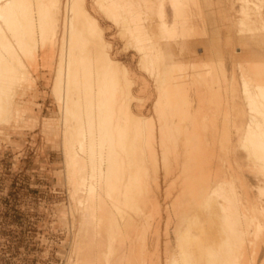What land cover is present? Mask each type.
<instances>
[{"label":"bare ground","instance_id":"obj_1","mask_svg":"<svg viewBox=\"0 0 264 264\" xmlns=\"http://www.w3.org/2000/svg\"><path fill=\"white\" fill-rule=\"evenodd\" d=\"M95 1L105 14V18L110 22L112 21L113 24L122 27V30H124L123 33L127 34V44L141 54L139 64H141V68H144L147 74L153 78L156 93L158 91V96L153 103L154 110L157 114L163 104L162 102H166V100L162 101L163 96H165V99H168L166 96H169L170 93H175L173 89L176 87L174 82L176 78L174 79L175 73L173 70L178 69L176 71L179 72L180 66V64L176 66L175 64H173L174 66L171 64L172 67H170V69L162 65L164 61V63L169 62H166L167 60L163 61L162 59L164 58L163 56H165L164 51L166 48L164 49V47H170L169 45L173 44L172 42L177 44L178 48H180V44H189V42H186L187 40L184 41V39H180L182 35L179 37V32L182 29L186 30L187 28H185V25L188 23L189 26V22H192L195 26L201 24L199 28L202 30V24L206 21L205 18L208 20L207 22L213 24L216 35L208 38L205 37L204 40L209 45L206 52L212 54L211 52L215 50L214 55L209 57L211 59L210 62L201 61L203 57L209 55L208 53L202 58L199 57V55L195 58L196 60H200L201 64L207 65L206 75L210 78L209 81L213 82V80L218 79L217 81H219L221 79L224 85V89L221 87L223 91H228L231 93V96L236 92L235 96L239 98V101H236L241 105V109H243L242 112L247 114H245L246 116L243 115L244 118H247L244 119L245 123L242 122V125L241 123L238 125L243 116L240 115L241 118L239 120L236 118L238 120L237 122L235 117L239 115V113L237 115V109L239 108H236L237 111L233 114L234 119H231V122L232 124L234 123L233 125L237 123L236 125L238 126L235 125L233 130H231V126H233L231 125L229 130L232 132H228L227 135L222 134V136L225 135L226 138L219 136L222 140L217 139V141L214 139V135H212L213 140L210 141V146L207 147L208 144H204L205 147L209 148V150L207 149L208 151L205 150L203 146H200V144L204 142L202 140L203 138H201V143V140L199 142L195 140V143H200V149L203 147V151L205 150L207 154L209 153L207 156L208 159H211H209V163L203 162L205 159L200 160L196 159L197 157H192L193 155L191 157L190 155L188 156V153L191 154L192 149L189 148V141L184 143L182 149H178V143L175 141H159L160 154L163 161L169 157L171 152H180V155H176L177 160L175 159L176 162H174L177 163L176 165L181 171L177 176V181L175 183L176 188L171 192H166L164 197L168 204L178 207L176 215L179 221V225L175 232L177 253H172L169 256L168 264H264V0H208V2L211 1L212 3H209L210 8L208 7L209 9L205 15L206 17L201 16L202 14L200 13L201 15H197L201 17H194V19H191L193 16H189L191 14L188 13V10L185 11L190 4H193L191 0ZM208 2L203 3L208 4ZM197 5L199 6L201 4L199 3ZM190 7L192 6L190 5ZM201 7H203V5ZM204 8H207V5ZM154 10L156 11L154 12L157 16L156 19L152 18ZM191 10H193V8ZM191 10L190 13H192ZM186 12L188 14H185ZM190 29L194 33L190 31L192 33L191 35L187 30L189 32L188 35L194 36L193 34H195L196 36L195 30L189 27V30ZM203 33L202 35H206L205 31ZM185 35L183 36L185 37ZM124 37L126 38V35H124ZM187 38L186 35V39ZM201 39H196L190 43H192L194 47H197L198 45H202L204 40ZM56 41L59 42L61 50L60 56L63 57L64 64L63 71H61V68L59 69V73H57L58 75L56 74L57 77L55 78L52 91L55 93V96L58 95V108L61 110L63 117L65 116L66 118L69 115L73 118L69 126L65 127L62 123V142L68 139L65 137L66 133H69L71 137L68 139L71 140L70 143L68 142V145L66 144L68 140L63 144L62 161L64 162L63 164L69 166L68 169L71 168L70 170L67 169V172H70V178L68 177L70 184L75 185L76 189L80 188L81 192L84 190V196L79 195L81 198L79 197L80 199L78 200V203L82 204V220H85L86 223L89 222L96 225L97 220H102L105 217V214H102L106 211L102 209L103 212L101 214L99 213L100 210L97 212L98 208L103 206V204L105 205V203L108 202L106 197L113 196V193L116 192L115 197H118L117 194L121 195V188L119 190L116 185L122 183L123 179L121 178H126L124 177L125 174L119 173L123 175V177L120 178V182H115L116 178L117 180L119 178L115 175L121 172V168H123L121 155L124 154L122 153L120 155L117 148H121L125 145L126 142L124 139L127 137V139L130 140L131 138H140V140H146V147L150 150L148 154L155 158L157 154H155L156 150H154L153 147L155 142H152L156 136L157 128L155 129L153 126L151 116L140 117L134 115L129 107V103L124 100L125 97L123 101L120 100L121 102L125 101L126 103H123L125 105L117 102V107L124 106L125 111H123L124 113L122 112V114H125V123H128L126 122L127 117L128 119H130L131 116L132 118L134 117L132 123L135 122L133 123V125H135L132 126L134 127L135 133L132 134L133 136L131 135L132 137L128 136V130H126L127 126L125 127V125L121 123H117L112 127L114 124H112V118H114L113 108L116 103L115 98H118L115 97L116 91L121 89L120 84L122 83H120V81L117 82L116 78L118 77H116V75L118 71L120 73L119 78L124 74L122 78H125L124 80H126L127 85V83L129 84L128 69L125 65L110 56V44L105 40L104 32L99 22L87 10L85 0H0V127L8 125L15 120H19L24 115L27 102L24 103L20 99L23 97V95L20 94L21 90L22 93H25V91L23 92V83L28 82L30 85L33 84L35 79L30 72V68H33L32 63L36 66V64H38H35L37 58H46L49 54L47 48H54V44L56 46L58 43H55ZM178 42L180 44H178ZM182 46L181 52L184 50ZM174 47L168 49L169 52H172V50L174 52ZM59 61H61V59ZM158 62H161L160 64L163 67H161ZM196 63H198V61ZM35 66L34 68L37 67ZM199 68L200 67H198V69ZM182 69L183 68H181V70ZM234 72L237 73L238 76H236V74L234 75ZM208 77L205 78L208 79ZM199 78L201 79V76H199ZM199 78L193 82V85L197 83L196 85L201 88L203 85L200 86V82L198 81ZM171 83L175 84L174 88L171 87L173 93L169 89L170 92H167L168 94L165 95L164 92L166 87ZM130 87L131 85L126 87L127 90L123 87L126 92L122 94L124 96L126 95V97L133 98L134 95H132ZM168 88H170V86ZM122 89L121 91H123ZM176 89H178V87ZM216 90L217 92L219 91L217 88ZM225 91L222 93L225 94ZM211 92H213V90H211ZM119 93L120 92H118L117 95L122 97V95H120L121 93ZM214 93L216 92H213L215 97L216 94ZM16 94L22 96L19 97V99L24 104H20L21 101L16 100V97H18ZM224 96L222 97L224 98ZM228 96L232 100L230 95ZM121 97H119V99ZM220 98L221 96L217 99ZM229 98L227 99L228 101ZM221 100L223 99L221 98ZM221 100H218V104L222 103L219 102ZM224 101L226 100L224 99ZM175 102L171 103L170 100L172 105ZM235 102L233 101V103ZM237 102L234 106H238ZM167 103H169V100L166 104ZM223 103L226 104V102ZM229 104H227V106ZM163 105L165 106V104ZM178 106H180V104ZM117 107L116 109H119V107ZM122 108L123 107L120 109ZM170 110L172 109L170 108ZM173 111L176 110L174 109L172 112ZM209 112L211 114V111L208 110V113ZM118 115H120V113ZM226 115L222 117L224 118L223 122L221 121L222 119L220 120L223 124L226 121L225 118H227L229 114ZM116 116L114 120L117 118ZM162 117L161 115V118ZM211 117H213V114ZM120 118H118L117 121ZM158 118H160V116H158ZM178 120L179 119H177V121ZM215 120L216 119H213L214 122H216ZM233 120H235L236 123ZM68 121L67 119L65 122L68 123ZM228 122L230 121L228 120ZM226 123L224 125L220 124L221 127L219 129H222V126L226 127ZM196 124L193 125L197 126ZM160 125L164 127V125ZM160 125L159 128H161ZM129 126H131V124ZM181 126L182 125H180V127ZM110 128H113V130H110ZM163 129H165V127ZM215 129H218V127L209 130H213L214 132ZM161 130L162 129L158 130L160 138L163 136ZM217 131L219 130H216V132ZM224 131L226 130H223L222 133H225ZM193 133L195 135L196 131ZM204 133L206 136L207 133ZM210 133L208 132V134ZM130 140H126L130 143L128 146L131 144H136V146L140 144L136 143L137 141L133 143V140L129 142ZM142 148L143 147H141V149ZM141 149L140 153L143 155L144 152L143 149ZM133 154H135V152H133ZM166 163L169 162L166 160L165 164ZM106 167L110 168L107 169L111 175L110 177L113 176L111 179L113 181H111L109 177V179L106 177V175L109 174L108 172L105 173ZM95 170H98V178H94L95 181H93L94 179L92 176ZM128 179L130 180V178ZM135 181L137 182V180ZM122 184L123 185L118 186H124V189H129L131 187L125 188V185L129 186L127 181L125 184ZM136 184L134 186H136ZM140 184L141 183H139V186L143 189L142 185L144 183L142 185ZM81 186L82 188L84 187L83 190H81ZM107 187L108 190L106 189ZM148 187V202L150 201V204H158L154 191ZM115 188H117V191ZM124 191L126 193L127 190ZM130 192V194L123 193L125 197L123 205L125 204L128 208L133 206L130 205L129 202L131 200L130 198H134L135 189ZM132 192H134L133 195ZM137 193H140V190ZM73 195L72 193L71 196ZM126 195H130L129 198H127ZM142 195H140L141 199L143 198ZM115 197H111L112 200L109 198L111 200L110 203L117 200L113 199ZM140 197H138V199H140ZM118 198L120 199H118L115 204H111L116 210L120 208L118 206L121 203L118 204L119 200H121V196ZM138 199L136 198L135 202H137ZM135 202L132 203L134 204ZM106 204L109 205L108 203ZM109 207L110 206H107L108 209ZM118 214H120L122 220L129 216L128 213L122 215V213L119 212ZM106 215L104 219L108 220L110 218L112 220L113 217L117 216L116 214H112L111 217L110 213ZM125 223L127 224V222ZM216 236L219 239L217 238L218 240L216 241L215 239V241H219V244L215 243V241L213 242L214 238L212 237ZM229 240L231 242H229ZM108 247L110 248V246ZM224 247H228L226 248L227 250H225ZM229 248H231V251ZM197 249L198 251H203V253H196Z\"/></svg>","mask_w":264,"mask_h":264},{"label":"rangeland","instance_id":"obj_2","mask_svg":"<svg viewBox=\"0 0 264 264\" xmlns=\"http://www.w3.org/2000/svg\"><path fill=\"white\" fill-rule=\"evenodd\" d=\"M187 1H190V0H187ZM192 2L194 5L190 4L192 6L190 7V5L188 4L190 8L188 7L185 10V11L188 10V13L191 14L189 16H193L191 17V19H194V17L196 18L198 16L206 17L205 15L207 14V10L210 8L209 3L211 1L208 2V0L206 1L205 0H191V3ZM201 2L202 3L208 2V4H204V3L202 4ZM199 3L201 5L198 6L197 4ZM85 5H86L87 10L99 22L100 26L103 29L104 38L110 44L109 45L110 56L113 59L118 60L121 64L127 67L128 79H129L128 80L129 84L127 83V85L128 86L131 85L130 88L132 91V95H134L133 96L134 99L131 97H126V95L125 96L123 95L124 92H126L127 90L126 87L128 86L126 85V80H124L125 78L124 79L122 78L124 77L123 76L124 74L121 75V78H119L120 73L118 71L117 72L118 74L117 73H116L117 75L115 74L116 77L118 78L116 77L115 78L117 79V82L118 81H120V83L122 82L121 84L118 83L120 84L121 89L124 87L126 90L123 88L122 89L123 91H121L119 87L120 90L118 89L119 91H116L115 97H118V98H115L116 103L114 105L115 107L113 108L114 109L113 117L115 118V116L117 115L116 116L117 118L115 120L114 118H112V124L114 123L112 127L117 123H121L125 125V127L127 126L126 130H128L127 132L128 136L132 137L133 136L132 134L135 133L134 127H133L135 125V124L133 125V123L135 122L132 123V120H134V117L132 118L131 116L132 119L131 118L128 119L127 117L128 121L126 119V122L128 123H125V114H122V112L125 111L124 106H121L123 107L122 109H120L121 107L118 106L120 110L116 109L119 102L122 103V105H125L123 103H126V102L129 103V107L132 113L136 116H140V117L141 116L142 117L151 116V120L153 121V126L155 127V129L157 128L156 136L152 142V143L155 142V145H156L155 146L153 144L154 150H156L155 154L157 153L156 154L157 158L156 156L154 158V156L152 157L150 156V154H148L150 153V150L148 147H146L147 146L145 144L146 140L145 141L140 140V138H136V139L131 138L130 140V139H127L128 137L125 138L124 141L126 143L125 145L122 146L123 148L122 147L121 148L118 147L119 149L117 148V151L120 152V155L124 153L121 155L122 157L121 162L123 164L122 167L124 168V170L123 168H121L122 169L121 172H118V174L115 175L119 177L118 180L115 177L116 178L115 182L117 181L116 183H118L120 182L121 179H123L124 181L122 180V183L125 184L127 181V184L129 185V186L125 185V188H129L130 186L131 187L129 189H124V186L122 187L118 186V185H123L122 183L121 184L118 183L116 185L119 190L121 188V192H120L121 195L117 194V196L118 197L121 196V200H123V201L119 200L118 202V204L121 202L119 206L117 205L118 207H120L119 209L116 210L114 207L111 206V204H115L116 201L120 199L118 197H115V193H116L115 190L117 189L115 188L114 190L115 193H113L112 195L115 197L113 199L114 200L117 199V200L113 203H110L112 200L111 197L113 196L111 197L108 196L109 198H111L110 200L108 197H106L108 201L106 203H108L109 205H107L104 202L106 206L102 203L104 207L100 206V208H98L97 210V212L100 210L101 212L99 211V213L101 214L104 210H106L107 212L109 211L108 213L104 211V213L102 214V215L105 214L104 218H106L107 216L106 214H109V213L111 214V217H112V214H116L118 217L116 215H113L116 217H113L112 220L111 218L109 220L104 219V218L102 220L99 219L97 220L96 225H93L89 222L86 223L85 220H82V217H81L83 213V210L81 209L82 204L81 203L79 204L78 200L81 198L80 196H84L83 194L84 187L82 188L81 186V190H83L81 192L80 188L76 189L75 185L70 184L69 179H68L70 172L69 173L67 172V169L69 168V166L67 165L68 166L67 167L66 164H63L64 162L62 161L63 144L69 138H71L69 133H66L67 136L65 134V137L68 139L64 138L66 140H64L65 142H62L63 141L62 123H63V126L65 125V127L69 126L70 122L73 121V118L69 115H68L69 117L67 116L68 118L67 117L65 118V116L63 117L61 110L58 108V105H59L57 102L58 95L56 94L57 96H55V93H53L52 91L55 78L57 77L56 74L59 73V69L61 68H62L61 71H63V64H64V59L63 57L60 56L61 50H60L59 42L56 41L55 43L57 42L58 43L56 44V46L54 44V48L52 47L47 48L49 51V54H48L49 57L47 56L44 59L37 58L35 62V64L38 63L36 64L37 67L32 63L33 68L32 67L30 68V72L32 73V77L35 79L33 84L30 85L28 82H24L23 83L24 85L23 84L22 85L24 87L23 92L25 91V93H22V90H21V93L19 91V93L22 94L23 97L18 95L19 93L16 94L18 96L16 97V100L19 101L21 99L24 103L27 102V108L25 109L24 115L22 116L21 119L15 120L14 122L9 123L8 125H4L0 127V264H168L169 256L172 253H177L175 232L179 225V221L176 215L178 207H176V205L168 204L167 200H165L164 197H165L166 192H171L173 191V189L175 190L176 188L175 183L177 181V176L180 174L181 171L176 165L177 163H174V162H176L177 160L176 155L178 154L180 155V152L179 153H177L178 151L177 152L175 151L176 153L174 151L171 152L169 157L166 159L167 162L169 163L165 164L166 160L163 161L161 154H160L159 141L161 140L165 142L175 141L178 143V149H182L184 143L189 141L188 142L189 148L190 149L192 148V149H191V154L188 153V156L190 155L191 157L193 155L192 157L194 158L197 157L196 159H200V160L205 159L203 162L209 163L211 159L210 158H209L210 160L208 159L207 156L209 153L207 154L205 150L207 149L209 150V148L207 147L210 146L209 143L211 140H213L212 135H214L215 140L217 139L222 140V138L219 136H222V134L227 135L228 132L233 130V127L237 123L235 122V120H233L236 123L235 125H233L234 123L232 124L231 119H234L233 114H235L237 110H238L237 115L239 113L238 115L239 118L236 115L237 117H235V119L237 118L239 120L241 118L240 115L242 116L247 115L245 112H242L243 109H241L242 108L241 105H239V102H237L239 101V98L235 96L236 92L235 94L232 95L234 97L231 96V93L225 90H224L225 94H223L224 85L221 82L222 80L221 79L219 80L221 83L217 81L218 79L213 80V82L209 81L210 78L206 75V71L208 67L207 65L205 66V64L200 63L201 61L210 62L211 59L209 57L210 56L212 57V55H214V52H215V50L211 52L212 54H210V52H206L208 50L209 45L208 43L205 42L204 40L205 37L208 38L210 36L216 35L213 24L210 22H207L208 20L206 18H205L206 23L204 22L205 25L202 24L203 30L205 31L206 35H202L204 31L199 28L201 24H199L198 26H195L193 25L192 22H189V26H188V23L187 25H185V28L187 29L186 30L182 29L179 32L180 34L178 33L179 37L180 35H182V38L180 37V39L181 40L184 39V41L187 40L186 42H189V44H185V45L182 44L185 46L184 47L178 42V44H180V46L178 45L180 48H178L177 44L172 42L173 44L169 45L170 47H164V49L166 48V50L164 51L165 56L163 57L166 59L164 58L162 59L163 61L167 60L166 62L168 61L169 62L164 63L165 61L163 62L160 59L163 62L162 65L168 68L172 67L173 64H175V66L180 64V66H179V72L176 71L178 69L173 70L175 73L174 79L175 78L177 79V81L176 79L174 81L176 84V87L175 89H173V91L175 93L171 91L172 90L171 87L174 88V85H175L173 84L174 82L171 83L172 85L168 84L164 94L167 95L168 94L167 92L171 91L174 95L170 93L169 96H166V98L168 99H165V96H163L162 101L166 100V102H168L169 100V103L166 104V102H162L163 104H165V106L163 104H162L163 106L161 105L160 111L158 112L159 115H158L153 107V103L158 96L157 95L158 91L156 93V88L153 82L154 81L153 78L150 77L147 74L146 70H144V68H141L142 65L139 64L141 60L140 59L141 54L138 51H136L132 46H129L127 44V34L123 33L124 30H122V27H119L113 24L112 21L110 22L107 18H105L106 17L104 16L105 14L103 13V11H101L98 3L96 4L95 0H85ZM202 5L203 7H201ZM206 5H207V8H204ZM193 6L200 7V8H195ZM192 8L193 10H191ZM190 10L192 11V13H190ZM154 12L156 11L155 10L153 11L152 18L156 19L157 16H156V13L154 14ZM203 12H206V13H203ZM188 13L186 12L185 14H188ZM197 14H200L201 16ZM189 27L195 30L196 36L195 34H193L194 36H191L192 33L194 32L191 29L189 30ZM187 30L189 32L192 31V33L190 32L191 34L190 36L188 35L189 32ZM123 34L126 35V38L124 37ZM185 34L188 37L187 39H186ZM183 35H185V37ZM195 38L196 39L202 38L201 40H204L202 45H198L197 47H194V45L190 42L196 40ZM176 39L180 40L179 38H176ZM181 46L184 48V50L182 49L183 50L182 52H181ZM172 47H174V52L173 50L172 52L171 51L169 52L168 49H171ZM174 53L177 55H175ZM207 53L209 55L203 57ZM197 55H199V57L201 58L203 57L205 60L203 58L201 61L196 60L195 57ZM60 59L61 61H59ZM62 60H63V63H62ZM197 61L198 63H196ZM160 63L161 62H158V64L161 66ZM34 66L36 68H34ZM180 67L183 69L181 70ZM198 67L200 68L198 69ZM235 72H234V75L236 74V76H238L237 74L238 71L237 73ZM195 73L196 74L198 73L197 76ZM199 76H201V79L199 78ZM205 77L206 78L208 77V79H206ZM197 78H199L198 81L200 82V86L203 85L201 88L198 87V85H196L197 83L193 85L194 84L193 82H195ZM169 86L170 88H168ZM177 87L178 89H176ZM216 88L219 90L218 92H221V93H218ZM211 90H213V92L214 91L216 92L214 93L216 94L215 97L213 95V92H211ZM118 92L121 93L119 94L122 95V97L117 95ZM211 94L213 95V97ZM217 94L219 95L221 94L220 96L223 100H221V98L217 99L218 97H220ZM228 95H230L232 100L229 98ZM222 96H224V98ZM19 97H22V98L19 99ZM119 97L121 98L119 99ZM201 98H204V99H201ZM210 98H213V99H210ZM228 98H229V101L227 100ZM123 99L126 102L120 101V100L123 101ZM224 99L226 101H224ZM170 100H171V103L175 101L176 102L173 103L172 105L170 103ZM218 100H221L219 101V102H222V103H219L221 105L218 104ZM22 101L20 102V104H24ZM233 101L234 102L236 101L238 106L235 105L236 106L235 107L234 104H236V102L233 103ZM223 102H226V104ZM179 104L180 106H178ZM227 104L229 105L227 106ZM166 105L169 108H167ZM176 106H178L177 107L178 109L174 108ZM170 108L172 110L175 109L176 111L172 112ZM209 108L210 109L212 108L214 112L212 111V109L210 110ZM236 108H239V109L236 110ZM208 110L211 111V114L210 112L208 113ZM205 111L208 113V115ZM239 111H241L242 113ZM186 112L189 115L191 116L193 115V116L192 117L189 116ZM216 112H217V115H216ZM119 113L120 115H118ZM226 113L227 115L229 114L228 116L232 114L231 115L232 118L231 116L228 117ZM160 114L163 116L162 118ZM212 114H213V117H211ZM223 115L227 116V118H225L226 120L225 123L228 122V120L231 123L230 122L226 123V127L228 128H226L225 126L224 127L222 126V129H219L221 127L220 124L221 125L225 124V123L224 124L222 123L224 121V118L222 117H225ZM158 116H160V118H158ZM244 116L242 117V120L239 121L238 125H240V123L242 125V122L245 123L244 119H246L247 117L244 118ZM70 117L72 120L70 119ZM118 118L120 119L117 121ZM67 119L69 120L68 123L65 122L67 121ZM173 119L174 121H177V119H179L180 121L178 120L177 122H174ZM196 119L198 122L196 121ZM213 119H216L215 120L216 122H214ZM174 123L177 125H175ZM130 124L131 126H129ZM160 124L164 125L165 129H168L169 131L163 129L164 127L161 126ZM193 124H196L197 126ZM159 125L161 126V128H159ZM171 125H174V126H171ZM180 125L182 126L180 127ZM211 125H213L214 127ZM230 126H231V130H229ZM217 127L218 129H215L214 132L213 130H209L211 128H217ZM159 129H162L161 130L162 132L165 130L163 133L161 132V134L164 137L161 136L160 138V136L158 135ZM110 130H113V128H110ZM216 130H219L217 131L218 133L216 132ZM223 130H226L227 132L224 131L225 133H222ZM131 131H134V132H131ZM195 131L197 134V135L195 134L196 136L193 133ZM204 132L207 133L206 136ZM208 132L209 133L211 132L212 134L211 133L208 134ZM225 135H223L222 137H225ZM209 136L212 139H210ZM201 138H203L202 139L204 141L203 144H200L202 142ZM126 140H130L129 142L133 140L132 141L133 143H135V141H137L136 143H140L139 145L137 144L139 149L136 146V144L134 145L131 144L132 146L131 145L128 146V144L130 143H128ZM195 140H197L198 142L201 140L199 144L200 146H203L205 148L204 151H203V147L202 149H200L201 147L199 146V144H197L198 142L195 143L196 142ZM70 141L71 140H68L66 144L68 145V142L70 143ZM206 143L208 144V146L206 145L207 147H205L204 145ZM140 146L143 147L142 148L144 152L143 155L140 153V149H141ZM144 150H147L148 152ZM133 152H135V154H133ZM189 159H192V158H189ZM107 168L109 167L105 168V173L109 171ZM93 173L94 175L92 176V178L97 179L98 170L97 171L95 170V172L93 171ZM119 173H123V175L125 174L124 177L126 178H121L123 177V175ZM110 176H111L110 173L106 175V177L107 178L109 177L111 180L113 176L112 177ZM128 178H130V180L132 181L137 180V182L136 181L132 182ZM95 179L93 181H95ZM139 183H141L140 185H142L143 183L145 184V186L144 184L142 185L143 189H141V187L139 186ZM135 184L136 186H134ZM147 187L150 188L152 191H154L158 204H150L149 203L150 201L148 202L149 197L147 193ZM106 189L108 190V187ZM130 189L132 190L135 189V193L132 192V195L134 193V198H130L131 199L130 202L128 200L129 204L133 206L131 208H128L125 206V204L123 205V202H125V199H124L125 197L123 196V193L124 194L129 193L130 191H132ZM124 190H127L126 193ZM139 190H140V193H137L139 192ZM72 193L74 194L73 196H71ZM140 195H142L143 197L142 199ZM129 196L126 195L127 198H129ZM138 197H140V199H138ZM136 198L138 199L137 202H135ZM132 202H135V203L133 204ZM107 206H110L109 209L107 208ZM124 209L127 211L129 216L125 218L124 220H122L120 218V214L118 213L120 212L122 213V215L127 214ZM124 221L127 222V224ZM118 228L120 231L118 230ZM212 238H214L213 242L215 241V239L216 241L219 239L217 236L212 237ZM216 241L215 243L219 244V241L218 242ZM229 242L231 241L229 240ZM108 246H110V248ZM226 248L225 250H227ZM229 250L231 251V248H229ZM196 253H203V251H198L197 249Z\"/></svg>","mask_w":264,"mask_h":264}]
</instances>
